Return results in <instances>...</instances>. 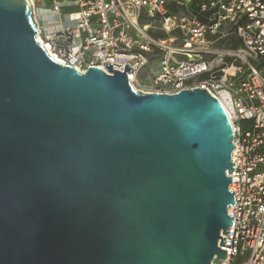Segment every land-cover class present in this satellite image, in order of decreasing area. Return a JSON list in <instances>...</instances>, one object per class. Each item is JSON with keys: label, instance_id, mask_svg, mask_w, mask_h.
Masks as SVG:
<instances>
[{"label": "water", "instance_id": "95a60500", "mask_svg": "<svg viewBox=\"0 0 264 264\" xmlns=\"http://www.w3.org/2000/svg\"><path fill=\"white\" fill-rule=\"evenodd\" d=\"M36 34L31 0H0V264H222L223 104L135 90L113 63L80 73Z\"/></svg>", "mask_w": 264, "mask_h": 264}, {"label": "built area", "instance_id": "2783aa9c", "mask_svg": "<svg viewBox=\"0 0 264 264\" xmlns=\"http://www.w3.org/2000/svg\"><path fill=\"white\" fill-rule=\"evenodd\" d=\"M31 2L36 40L62 66L113 74L104 62L122 65L112 68L135 90L201 87L223 104L234 132L228 175L236 193L228 210L233 225L219 242L227 251L222 264H264V0ZM37 11L45 14L40 20Z\"/></svg>", "mask_w": 264, "mask_h": 264}, {"label": "rangeland", "instance_id": "374dc122", "mask_svg": "<svg viewBox=\"0 0 264 264\" xmlns=\"http://www.w3.org/2000/svg\"><path fill=\"white\" fill-rule=\"evenodd\" d=\"M38 4H41V1H40V0H37V6H38ZM68 10H69L68 8H62V13L64 14V12H67ZM43 15H45L43 11H41V12L37 11V15H36V17H38V19L40 20V17H42ZM62 16H63V15H62ZM64 19H65V17H64ZM53 22H54V21H53ZM50 23H51V21H45L44 25H45V26H46V25H50ZM153 26H154V23H153ZM156 31H158V32L161 33L160 30H156ZM160 35H162V34H160ZM162 36H165V35H162ZM150 69H151L152 71H154V72H157V71L159 70V66H158L157 61H153V62L150 64ZM148 70H149V69H147V71H148Z\"/></svg>", "mask_w": 264, "mask_h": 264}, {"label": "trees", "instance_id": "16d2710c", "mask_svg": "<svg viewBox=\"0 0 264 264\" xmlns=\"http://www.w3.org/2000/svg\"><path fill=\"white\" fill-rule=\"evenodd\" d=\"M264 65V62H261L258 64L259 67L263 66Z\"/></svg>", "mask_w": 264, "mask_h": 264}, {"label": "crops", "instance_id": "0c3cea01", "mask_svg": "<svg viewBox=\"0 0 264 264\" xmlns=\"http://www.w3.org/2000/svg\"><path fill=\"white\" fill-rule=\"evenodd\" d=\"M41 1V0H40Z\"/></svg>", "mask_w": 264, "mask_h": 264}]
</instances>
